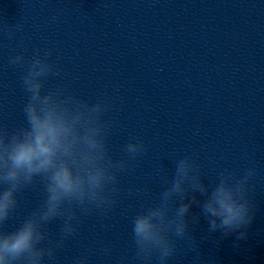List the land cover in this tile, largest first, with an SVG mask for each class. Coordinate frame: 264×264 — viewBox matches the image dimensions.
<instances>
[{"label": "clouds", "instance_id": "clouds-1", "mask_svg": "<svg viewBox=\"0 0 264 264\" xmlns=\"http://www.w3.org/2000/svg\"><path fill=\"white\" fill-rule=\"evenodd\" d=\"M8 35H13L11 30ZM50 56L37 50L30 61L23 54L9 61L21 67L27 64L20 80L28 98L23 124L11 130L0 125V264H43L45 257L55 259L66 238L77 233L81 214H106L115 205L121 191L119 173L134 171L137 157L146 151L144 142L134 137L123 146L125 158L113 159L108 145L113 121L102 118L112 107L111 98L90 103L67 87L44 91L47 78L59 74ZM254 173L249 168L237 178L225 169L213 186L203 182L200 166L191 156L176 160L174 175L165 181L158 201L142 206L131 219L136 257L150 261L155 255L159 264H167L177 241L191 240L187 217L192 204L200 206L209 231L221 229L227 235L246 228L254 218L249 196ZM37 182L44 190L41 204L18 228L6 231L18 193ZM189 193L206 198L201 202L192 195L185 203ZM57 217L63 218V225L60 238L53 241L45 225ZM192 219L198 221L199 215ZM245 235L239 232V238ZM45 240L49 246H40ZM74 264H88V257L82 255Z\"/></svg>", "mask_w": 264, "mask_h": 264}]
</instances>
